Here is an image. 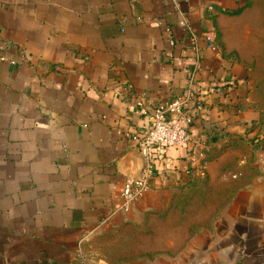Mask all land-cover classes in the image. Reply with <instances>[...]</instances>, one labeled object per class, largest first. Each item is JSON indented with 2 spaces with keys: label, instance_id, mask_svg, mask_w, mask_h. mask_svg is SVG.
Segmentation results:
<instances>
[{
  "label": "crops",
  "instance_id": "1",
  "mask_svg": "<svg viewBox=\"0 0 264 264\" xmlns=\"http://www.w3.org/2000/svg\"><path fill=\"white\" fill-rule=\"evenodd\" d=\"M251 7L0 0V264H264V141L245 135L262 111L229 39ZM190 74L192 144L157 148L147 191L117 209L142 167L136 98L184 95ZM146 216L148 244L126 250Z\"/></svg>",
  "mask_w": 264,
  "mask_h": 264
},
{
  "label": "built area",
  "instance_id": "2",
  "mask_svg": "<svg viewBox=\"0 0 264 264\" xmlns=\"http://www.w3.org/2000/svg\"><path fill=\"white\" fill-rule=\"evenodd\" d=\"M210 10V8H208ZM186 28L188 26L185 24ZM166 33L169 29L165 28ZM204 41H212L210 33L203 35ZM196 38L191 36L194 44ZM169 46L174 41L171 36L168 38ZM189 84L186 93L170 101L160 102L155 106H147L144 97L136 98L138 114L146 119V127L142 136L136 144L137 152L142 160V167L135 177H126L120 193L121 203L117 209L128 211L133 204L141 200L148 189V183L153 175V161L157 148L185 149L192 144V137L189 128L193 122V115L189 110L191 104L190 87L195 82L194 74L189 76ZM78 258L81 257L77 252Z\"/></svg>",
  "mask_w": 264,
  "mask_h": 264
},
{
  "label": "rangeland",
  "instance_id": "3",
  "mask_svg": "<svg viewBox=\"0 0 264 264\" xmlns=\"http://www.w3.org/2000/svg\"><path fill=\"white\" fill-rule=\"evenodd\" d=\"M247 6H252L245 11L244 14L237 17L234 23L230 26L229 39L231 43H238L240 46L239 51H233L234 57L239 60L242 66L246 69L249 78L254 82L253 98L256 101L258 108L262 111V120L255 125L245 135L249 138V134H252L254 138L256 135L264 130V0H245ZM251 2V3H250ZM249 128V127H247ZM247 140V139H246ZM249 143V140H247ZM254 149V146H251ZM248 152V150H246ZM225 170H231L229 166H225ZM189 216H201V211L192 212H180V215ZM174 215L172 218H176ZM145 222L141 228L134 227L132 232L125 230V248L128 249L129 245L136 246L137 240L133 236L137 235L141 238H145L148 244L149 236L152 235V228L150 227V217H145ZM144 240V239H142ZM134 241L133 243H130ZM105 241L101 242L103 247Z\"/></svg>",
  "mask_w": 264,
  "mask_h": 264
},
{
  "label": "trees",
  "instance_id": "4",
  "mask_svg": "<svg viewBox=\"0 0 264 264\" xmlns=\"http://www.w3.org/2000/svg\"><path fill=\"white\" fill-rule=\"evenodd\" d=\"M240 10H238L237 12H235V14L239 13ZM258 123L256 122H252L248 125L249 128L246 129H251L253 128L255 125H257ZM250 130H245V133L249 132ZM264 141V135L261 134L259 136L254 137L253 139H251L249 142L251 143V145L254 146V148H259L262 144V142Z\"/></svg>",
  "mask_w": 264,
  "mask_h": 264
}]
</instances>
